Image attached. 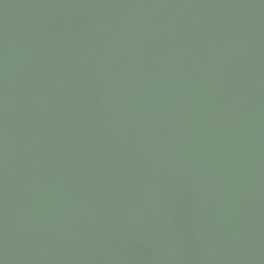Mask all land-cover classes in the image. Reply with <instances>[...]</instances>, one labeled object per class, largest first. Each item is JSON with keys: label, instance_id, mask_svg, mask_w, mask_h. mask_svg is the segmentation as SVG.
<instances>
[{"label": "water", "instance_id": "95a60500", "mask_svg": "<svg viewBox=\"0 0 264 264\" xmlns=\"http://www.w3.org/2000/svg\"><path fill=\"white\" fill-rule=\"evenodd\" d=\"M0 264H264V0H0Z\"/></svg>", "mask_w": 264, "mask_h": 264}]
</instances>
